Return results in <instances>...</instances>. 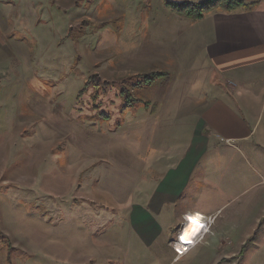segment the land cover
Returning <instances> with one entry per match:
<instances>
[{"label":"rangeland","instance_id":"rangeland-1","mask_svg":"<svg viewBox=\"0 0 264 264\" xmlns=\"http://www.w3.org/2000/svg\"><path fill=\"white\" fill-rule=\"evenodd\" d=\"M205 1L0 0V264H264V168L248 156L219 180L246 191L182 256L184 219L143 248L119 208L180 144L165 95L202 85L198 24L168 3Z\"/></svg>","mask_w":264,"mask_h":264},{"label":"crops","instance_id":"crops-1","mask_svg":"<svg viewBox=\"0 0 264 264\" xmlns=\"http://www.w3.org/2000/svg\"><path fill=\"white\" fill-rule=\"evenodd\" d=\"M245 3L254 4L232 12L214 10L203 16L210 19L196 20V49L203 54L196 72L202 85L189 99L185 92L183 100L167 101L166 94L167 104L162 103L174 106L180 123L169 131L180 136V144H167L162 166L151 170L158 173L141 183L142 191L136 188L132 203L119 204L128 232L143 248L158 245L170 223L184 219L175 242L189 223L200 225L179 253L186 252L206 232L205 219H215L212 228L219 210L246 191L234 195L245 182L232 189L219 181L236 165L234 157L251 164L248 156L264 168V0ZM187 107L193 109L188 116L181 112ZM167 130L162 134L169 138ZM215 188L222 202L215 200Z\"/></svg>","mask_w":264,"mask_h":264},{"label":"trees","instance_id":"trees-1","mask_svg":"<svg viewBox=\"0 0 264 264\" xmlns=\"http://www.w3.org/2000/svg\"><path fill=\"white\" fill-rule=\"evenodd\" d=\"M176 11L192 20H199L211 11L220 10L222 12H232L238 8L252 5L245 3V0H206L201 3L184 2L180 4L168 3ZM145 82H151L152 77L145 76Z\"/></svg>","mask_w":264,"mask_h":264},{"label":"bare ground","instance_id":"bare-ground-1","mask_svg":"<svg viewBox=\"0 0 264 264\" xmlns=\"http://www.w3.org/2000/svg\"><path fill=\"white\" fill-rule=\"evenodd\" d=\"M189 219H191V217H190ZM201 222H202V221H201ZM201 224H203V223H201ZM188 225H190V223H189ZM196 228H197L196 224H194V225H190L189 229H188L187 232H186V235H184V236L186 237L191 231L195 230ZM199 229H200V225H199L198 230H199ZM179 241H180V242H179ZM173 245H174V247H176V248L180 251V250H182L183 241H181L180 238H177L176 242H175ZM184 251H185V250H184Z\"/></svg>","mask_w":264,"mask_h":264},{"label":"built area","instance_id":"built-area-1","mask_svg":"<svg viewBox=\"0 0 264 264\" xmlns=\"http://www.w3.org/2000/svg\"><path fill=\"white\" fill-rule=\"evenodd\" d=\"M204 222L207 224V222H208V219H205V221H204ZM200 237H201V236H199L198 238H200ZM198 238H197V240H198ZM174 243H175V240H174ZM174 243H173V244H174ZM173 248H174V250H176V251H177L176 253H177L178 255H180V254H181V253H179L180 251H179V250H178L176 247H174V245H173Z\"/></svg>","mask_w":264,"mask_h":264}]
</instances>
